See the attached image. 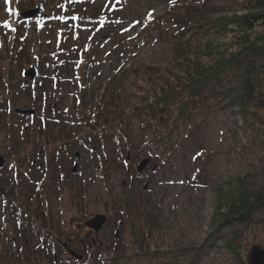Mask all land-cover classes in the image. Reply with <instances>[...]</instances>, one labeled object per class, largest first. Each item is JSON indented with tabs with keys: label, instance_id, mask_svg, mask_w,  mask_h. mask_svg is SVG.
Instances as JSON below:
<instances>
[{
	"label": "rangeland",
	"instance_id": "obj_1",
	"mask_svg": "<svg viewBox=\"0 0 264 264\" xmlns=\"http://www.w3.org/2000/svg\"><path fill=\"white\" fill-rule=\"evenodd\" d=\"M174 1L199 7L206 25L221 17L255 10L240 7L244 2L254 5L255 0ZM39 2L48 16L46 20L21 16V12ZM74 3L75 0H10L5 4V0H0V95L8 86L15 90L12 99L0 103V118L10 117L19 142L15 147L0 141V154L6 161L0 171V183L5 176L12 184L21 181V175L32 178L33 169L30 162L23 165L27 161L24 156L41 152L43 166L33 178L37 182H32L30 197L11 200L12 203L0 197V250L7 248L24 264H50L49 259L57 254L50 238L41 241L38 227L43 223L29 224L13 214L12 204L23 211L28 208L31 215L46 210L51 216L46 224L50 237L62 241L67 236L75 239L77 231L68 229L69 221L83 222L84 227L76 236L83 243L77 252L85 256V264H99L93 258L112 256L118 244L127 254L139 247L199 246L216 221L214 209L220 196L239 199L264 191V122L263 134L248 133L238 108L223 98L227 91L237 89L245 65L215 86L213 96L201 97L192 119L181 122L174 131V141L157 147L152 131L137 127L140 137L131 143L126 136H118L114 140L103 139L95 148L74 144L87 129L83 116L92 113L91 123L97 120V124L113 116L115 106L110 104L111 99L122 90L129 91L136 81L129 72L172 59L173 43L180 41L179 30L163 15L170 0ZM237 7L241 9L236 10ZM8 8L15 14L10 15ZM94 12L96 16L91 15ZM14 35H21L20 40L25 43L20 61L13 57ZM253 62L255 68L264 67V51ZM31 65L38 67L39 74L30 82L23 72ZM142 98L137 95L136 101ZM15 108H31L34 112L27 117L16 116L12 113ZM41 113L46 117L39 120ZM262 114L264 117V111ZM110 121H106L105 128H111ZM40 127L48 136L60 127L68 137L58 145L51 144L40 133ZM48 127L52 128L47 130ZM51 153L57 169L54 179L49 177ZM145 158L147 165L138 173L136 167ZM75 163L76 171L72 172ZM39 189H43L41 200L35 196ZM128 194L129 199L139 201L146 218L137 216L133 223L125 222L127 214L113 207ZM95 214H105L107 221L93 233L86 229L89 227L85 221ZM231 242L246 260L253 249L263 252L264 260V205L254 210L250 219L224 228L195 264H239L231 247L227 248ZM60 257L57 264H79L62 261L63 254ZM159 264L187 261L180 257Z\"/></svg>",
	"mask_w": 264,
	"mask_h": 264
},
{
	"label": "trees",
	"instance_id": "obj_2",
	"mask_svg": "<svg viewBox=\"0 0 264 264\" xmlns=\"http://www.w3.org/2000/svg\"><path fill=\"white\" fill-rule=\"evenodd\" d=\"M82 1L84 0H75L74 5L77 6V3ZM262 6H264V0H255L254 5L244 2L240 6L242 9L255 10L232 15L228 18L221 17L214 23L206 25L203 23L205 16L200 12L199 7L193 6L192 3L182 5L180 1L172 0L163 15L172 21L176 29L179 30L180 41L173 43V58L160 63L145 64L140 67L141 71L133 69L129 72L131 73L130 78L135 80L136 77V81L133 86H130L129 91L122 90L115 98L111 99L110 104L115 106V114L107 116L108 118L105 117L98 124L97 120L91 123L92 113L86 114V118L83 116L81 120L87 125V129L80 138L75 139L74 144H87L95 148L104 141L103 139L114 140L118 136H126L131 143L135 140V137H140L136 133L137 127V130L142 131L150 129L152 131L151 138L157 143V147L174 141V131L178 129L181 122L192 119L193 112L198 111L197 107L201 97L213 96L212 90L214 87L222 84V81L226 80L233 70L241 65H245L241 83L237 89L227 91L223 98H227L229 103L238 108L245 130L248 133L262 132L264 122L262 114V111H264V67L255 68L253 62V58L264 51V8ZM241 8L237 7L235 9L240 10ZM228 9H232V7ZM91 15L96 16L97 13L94 12ZM20 38L21 35L18 37L14 35L12 40L13 57L19 61L21 55L25 53V43ZM36 47H38V43H36ZM122 73L127 74V71ZM139 78L142 81H137ZM6 88L5 93L1 92L0 95L1 104H4L8 99H12L15 95L13 86ZM126 93H128V96L125 95ZM137 95H142L143 98L136 101ZM12 113L16 116L27 117L21 112H16L15 109ZM43 117L41 114L38 115L39 120H42ZM107 120H111L109 122L111 128H105ZM51 128L48 127L47 130ZM58 129L55 134L48 136L42 132L40 127V133L44 135L45 140L49 143L58 145L62 139L68 137L60 127ZM16 134L15 124L10 117L8 119L0 118V141L10 143V146L14 145L16 147L19 144ZM191 135L193 137L194 134ZM244 135L245 132L242 136ZM242 136H240V139ZM54 153H51L49 159V167L52 171L49 177L53 179L57 173L56 166H54ZM32 155L24 156L27 161H24L23 164L27 165L30 162L33 169L31 172L32 178L27 179L26 175H21L22 180L16 184H12V181L6 176L2 178L0 189L4 191L7 203H12L11 200H20L21 197L24 199L30 197L32 184L37 182V179L33 180V178L36 175L38 176V170L40 171L38 160L35 161V164L31 162L40 155L35 153ZM21 171L22 169H19L20 173H22ZM130 191L131 187L128 189V193ZM42 193L43 189H39L35 194L38 200L42 199ZM245 196L229 200L220 196V200L214 209L216 221L208 231L207 238L199 246L174 248L169 245H160L147 249L139 247L127 254L124 252L123 245L118 244L112 256L108 258L94 257L93 261L99 264H159V262H171L183 257L186 259L187 264H195L204 254L205 247L211 246L214 239L219 237L224 228L235 222L250 219L253 211L264 205V191L252 195L245 194ZM138 202L135 199H129L128 194L119 199L113 207L116 210L118 208L123 215L127 214L128 219L125 222L130 220L133 223L137 216L146 218V213L140 211ZM11 207L14 209L13 214L15 213L29 224L43 223L44 226L39 225L38 227L41 241L50 238L56 250L58 248L62 249V244L58 242L61 239L50 237L51 234L46 224L47 220L51 221V216L46 210L41 209L31 215L28 208L23 211L13 206V204ZM26 212H29V215ZM32 216L34 218L30 219ZM121 222L124 224V220ZM144 223H147L146 219ZM121 234L122 236L125 235L123 232ZM235 245L232 244L227 248L231 247V250L238 257L239 264H247L248 259L246 260L242 254L238 253ZM61 254L66 255L62 258V261L67 259L76 261L79 264L86 263L84 255H82L81 260H75L72 256L63 252ZM55 258L60 262L61 257L58 250L57 254L53 255L48 262L54 264ZM0 264L24 263L20 256L15 257L5 248L0 250Z\"/></svg>",
	"mask_w": 264,
	"mask_h": 264
},
{
	"label": "water",
	"instance_id": "obj_3",
	"mask_svg": "<svg viewBox=\"0 0 264 264\" xmlns=\"http://www.w3.org/2000/svg\"><path fill=\"white\" fill-rule=\"evenodd\" d=\"M44 8L42 3H38V5L33 8V9H28L25 10L21 13V16L23 18H29L35 15H40L43 12ZM47 15L43 14L40 18L41 21H44L45 19H47ZM24 75L27 76L29 79H35L36 76L38 75V68L35 65H31L29 68H27L24 71ZM19 111V110H18ZM20 112L22 113H33V110H20ZM75 156H78V152H75ZM4 157L0 154V169H2L3 165H4ZM148 162V158L142 159L139 164L136 167V171L138 173H140L147 165ZM76 163L74 164V167L72 168V172H75L76 170ZM147 187V184L144 185V188ZM106 221V215L104 214H95L93 217L87 219L85 221V225L88 226L89 228L93 229L95 232L98 231L102 224ZM117 236V233L115 234ZM69 253L76 257L77 259H81V256L78 255L77 253H75L74 251H69ZM263 256V252H258L257 250L253 249V251L251 252L249 259H248V263L249 264H264V260L261 258Z\"/></svg>",
	"mask_w": 264,
	"mask_h": 264
},
{
	"label": "flooded vegetation",
	"instance_id": "obj_4",
	"mask_svg": "<svg viewBox=\"0 0 264 264\" xmlns=\"http://www.w3.org/2000/svg\"><path fill=\"white\" fill-rule=\"evenodd\" d=\"M39 154H41V152L39 153ZM36 160H38V166H39V168H42L43 166H42V163H41V161H40V156H38L35 160H32L31 162H32V164H35V161ZM66 177V176H65ZM67 178V177H66ZM1 190V189H0ZM0 197L2 198L5 194H4V191L3 190H1L0 191ZM3 195V196H2ZM71 224L70 225H68V229L70 230V229H72V228H74L76 231H77V233H75V239L74 238H72V237H66L67 239H66V241H62V240H58V242H59V244H62V249L61 248H58L57 250H58V252L61 254V252H63V253H65V254H67V255H69V250H73V251H79V249L77 250V248H78V245L79 246H81V245H83V243H82V240H80L79 242H78V240H77V236H76V234L78 235V234H80V232H81V229H82V227H84L83 225H82V223L83 222H78V221H75L74 219L73 220H71V221H69ZM86 229H88L89 230V232H93L92 230H90L89 228H86ZM93 233H95V232H93ZM63 244H65V245H63ZM64 256H66V255H64ZM58 263V261H57V258H55L54 259V264H57Z\"/></svg>",
	"mask_w": 264,
	"mask_h": 264
},
{
	"label": "snow or ice",
	"instance_id": "obj_5",
	"mask_svg": "<svg viewBox=\"0 0 264 264\" xmlns=\"http://www.w3.org/2000/svg\"><path fill=\"white\" fill-rule=\"evenodd\" d=\"M9 2H10V0H5V4H9ZM170 2H171V0H170ZM7 11H8V13H9L10 15L15 14L14 11H13V9H11V8H8ZM74 19H75V17H74ZM4 26H5V27H8L7 23H5Z\"/></svg>",
	"mask_w": 264,
	"mask_h": 264
}]
</instances>
